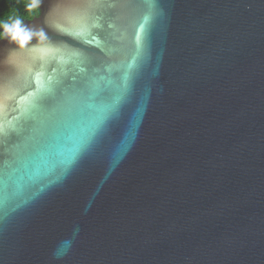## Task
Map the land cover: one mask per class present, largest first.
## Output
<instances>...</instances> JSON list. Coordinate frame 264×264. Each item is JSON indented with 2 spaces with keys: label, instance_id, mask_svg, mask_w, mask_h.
<instances>
[{
  "label": "water",
  "instance_id": "95a60500",
  "mask_svg": "<svg viewBox=\"0 0 264 264\" xmlns=\"http://www.w3.org/2000/svg\"><path fill=\"white\" fill-rule=\"evenodd\" d=\"M0 40V264H264V0H43Z\"/></svg>",
  "mask_w": 264,
  "mask_h": 264
},
{
  "label": "clouds",
  "instance_id": "9594fccd",
  "mask_svg": "<svg viewBox=\"0 0 264 264\" xmlns=\"http://www.w3.org/2000/svg\"><path fill=\"white\" fill-rule=\"evenodd\" d=\"M23 4L24 16L16 14L13 10L6 17L0 18V40L7 41L16 45L12 52L26 50L29 42L35 38L36 43L31 45L35 48L47 41V34L43 28H33L24 23L25 20H31L40 14V5L43 0H19Z\"/></svg>",
  "mask_w": 264,
  "mask_h": 264
},
{
  "label": "trees",
  "instance_id": "16d2710c",
  "mask_svg": "<svg viewBox=\"0 0 264 264\" xmlns=\"http://www.w3.org/2000/svg\"><path fill=\"white\" fill-rule=\"evenodd\" d=\"M13 10L20 16L25 15L23 4L19 0H0V18L6 17Z\"/></svg>",
  "mask_w": 264,
  "mask_h": 264
}]
</instances>
